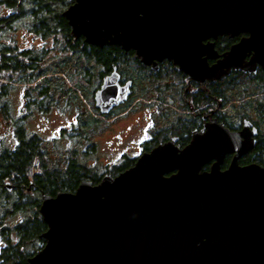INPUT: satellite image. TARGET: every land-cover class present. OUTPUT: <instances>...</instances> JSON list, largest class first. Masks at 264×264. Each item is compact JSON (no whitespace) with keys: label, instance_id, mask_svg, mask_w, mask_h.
Instances as JSON below:
<instances>
[{"label":"water","instance_id":"1","mask_svg":"<svg viewBox=\"0 0 264 264\" xmlns=\"http://www.w3.org/2000/svg\"><path fill=\"white\" fill-rule=\"evenodd\" d=\"M62 16L74 39L132 50L154 70L167 60L199 82L264 71V0H74ZM241 34L209 66L214 41ZM118 82L114 70L94 93L101 114L127 101L131 82ZM250 126L230 132L214 120L182 150L165 144L96 185L44 194V245L27 263L264 264V166L237 163L256 143Z\"/></svg>","mask_w":264,"mask_h":264},{"label":"rangeland","instance_id":"2","mask_svg":"<svg viewBox=\"0 0 264 264\" xmlns=\"http://www.w3.org/2000/svg\"><path fill=\"white\" fill-rule=\"evenodd\" d=\"M67 8L66 4L59 3L55 10L61 13ZM9 13L2 10L0 17ZM30 24L31 20L24 17L12 22L8 29L0 26V48L2 44H13L20 49L46 50L41 67L43 75L27 86L14 84L3 100L7 103L12 118L7 122L0 113V151L15 147L17 137L12 123L18 119L17 125L21 124L25 133L34 136L40 144V156L34 159V165H41V160L44 164L42 166L49 172L59 171L60 174H65L68 160L73 159L74 163H80L90 172L103 177L114 166H120L125 161L135 162L141 153L139 145L146 138L148 118L155 108L149 107L146 100L132 98L128 105L115 109L112 117H100L93 101L95 90L101 81L98 75L100 67L92 61L85 62L78 53L66 50L60 36L32 34L28 30ZM131 62L133 65L129 63L128 67L135 66V61ZM85 67L88 71L83 69ZM4 75L2 74L4 79H0V86L9 83ZM243 83L236 82L235 85L242 86ZM37 85L41 87L36 88ZM42 88L47 95L45 102L38 95ZM262 96L264 97L263 94H243L241 98H237L242 101L236 105L263 98ZM261 131L264 132L263 125ZM34 171L37 169L33 167L32 172ZM29 197L40 199L39 194L33 192L29 193ZM14 203L23 208H15L12 206ZM31 216L32 211L27 208L25 200L19 199L14 188L8 196L0 195V253L7 239L13 242L17 240L14 229ZM26 249L30 250L27 246Z\"/></svg>","mask_w":264,"mask_h":264},{"label":"trees","instance_id":"3","mask_svg":"<svg viewBox=\"0 0 264 264\" xmlns=\"http://www.w3.org/2000/svg\"><path fill=\"white\" fill-rule=\"evenodd\" d=\"M73 2L74 0H0L1 14L2 10L10 12L7 16L1 15L0 26L8 29L12 22L28 17L31 20L30 29L28 30L32 34L44 37L51 35L60 36L64 40L66 50L69 49L70 52L78 53L85 62L90 63L92 61L94 64L99 65L101 70H108L111 65L117 64L124 75L133 77L137 82H141V85L146 84V79L150 78V76H148V72H143V66L136 59L133 51L124 52L118 46H104L99 49L86 44L83 38L74 39L71 36L70 27L62 16L63 11L59 13L55 10V7L59 3H64L69 7ZM231 44L232 42H230L229 38L225 39V37L219 38V41H217V47L220 49L230 47ZM45 53L46 50L44 49L35 51L33 48L20 49L13 44L1 45L0 79L3 78L2 74H5L4 76H6L9 83L0 86V113L7 122H10L12 117L7 103L3 102V100L6 99L9 90L13 88L14 84L27 86L43 75L44 71L41 67ZM131 61H135L134 67L127 66L129 63L133 65ZM83 69L88 71L87 67ZM247 84L245 82L243 83L245 86H239L240 92L238 91L235 95V99H239L241 95L247 93L264 95V74ZM39 86L37 85L36 88H39ZM225 86L231 88L233 82L229 81ZM222 90L221 85L213 87L215 101L216 98L222 96ZM38 95L41 96L43 102L47 101V95L44 93L43 88L40 93L38 92ZM215 101L214 104L216 105ZM195 102L199 106L206 104V93L199 92L195 96ZM238 112L243 113L245 116L249 112H254L258 125L264 126V97L241 104ZM17 121L18 119L12 123V128L17 137L15 147L13 149H1L0 151V195H9L10 191L6 189V183L10 186L9 182H12L14 187L17 185L16 190L20 192L19 199L25 200L27 208L32 211V216L14 229L17 236L16 241L13 242L11 239H7L5 247L1 249L0 253L1 264H28L27 258L36 253L34 249H39L44 245V240L39 236L47 228L38 212L40 200L38 198L32 199L29 197V193L23 189L30 182L34 159L40 156V144L34 136L26 134L21 124L17 125ZM73 161L72 159L68 164V172L75 171ZM248 161L264 166V132L261 131V136L257 140L253 152L245 160V162ZM39 163H42V161L39 160ZM130 163L131 161H125L118 170L120 171L119 173L132 167L135 162ZM78 180L77 175H73V173L68 177L67 174H60L59 171H48L35 176L34 184L44 194L54 196L59 191L68 192L71 189H75ZM20 184L23 186L22 188H19ZM69 188L70 190H68ZM12 206L23 208V206H17L15 203ZM26 246L30 248L29 251H26Z\"/></svg>","mask_w":264,"mask_h":264},{"label":"flooded vegetation","instance_id":"4","mask_svg":"<svg viewBox=\"0 0 264 264\" xmlns=\"http://www.w3.org/2000/svg\"><path fill=\"white\" fill-rule=\"evenodd\" d=\"M244 36L245 34H241L233 38L226 35L218 37L214 41L215 50L218 54V57L211 60L209 59V66L213 65L214 63H216V61L220 60L222 54L228 51L233 44L237 43L239 39ZM222 37H225V39L229 38L230 42H232L230 47L228 46L221 49L217 47V41H219V38ZM248 58L249 57H246L245 60H248ZM140 64L143 66V72H148V76H150V78L146 79V84L141 85V82H137V80H135L133 77L124 75L123 72L120 71L119 66H117V64H113L108 70L100 69L98 75L101 81L97 89L95 90V92L98 91L101 87L103 79L115 70L119 75L118 83L120 86H123L128 81L131 82L130 94L126 102H124L118 107L113 108L107 114H101L100 111L95 108L99 113L100 117H112L115 109L120 108L124 104L128 105L129 102L132 101V98H135V100H146V102H149V107L155 108L148 118L149 125L146 130V138L139 145V152H141L139 156L144 153H149L154 148L170 143L173 145L174 148L182 150L183 148L189 145L194 133L203 134L206 131V125L212 123L214 120L217 122V124H220L224 128L228 129L230 132H240L245 123L249 122L251 124L249 130H256V136L254 137L256 142L260 138L261 124L258 125V120L255 117L254 112H249L246 116L243 113L238 112V108L240 107V105L236 104H238L239 101L242 100L234 98L241 87L235 85V83L247 82L248 84H250L252 81L255 80V78H257L261 74H264V71L260 67L257 68L255 73H244L238 70H232L229 75H227L221 80H206L203 82H199L192 80L188 75L178 70L176 65L167 60L159 62L155 70L152 69L151 66H145L141 62ZM229 81L233 82V86L231 88L225 86L228 84ZM216 85H221L223 90L222 96L220 98H216L215 101L213 87ZM199 92H205L207 97L206 104L200 106L197 105V103L195 102V96ZM214 101L216 102V105L214 104ZM115 117L117 116H113V118ZM255 145L250 152L244 154L238 159V165L243 166L255 163L253 161L245 162V160L253 152ZM86 153L88 152L86 151ZM233 156L234 154L231 153L225 154L223 162L220 166L221 169H225L229 165ZM68 162H70V160H68ZM212 163L213 161L206 164L203 170H208ZM40 164L41 165L39 166H37V164L34 165V168H36L37 171H34L30 174V182L23 189L27 193L33 192L39 194V200L41 203V197L44 195V193L41 192L35 186L34 177L39 176L42 172H48V169L42 166L44 165L43 163ZM74 166L75 171L68 172V166L65 167V171L63 170L64 173L68 175V177L73 173V175H77L79 179L75 189L70 190L69 188L68 190L70 191L68 192H75L78 185L83 180H87L91 182L92 185H96L102 179L100 175H96L94 172H90L84 165L80 163L75 162ZM122 166V164H120V166H114V169L112 171H106L108 175L103 176H117L120 172L118 170ZM171 174L172 173H169L166 176H169ZM11 184L12 183H10L9 191L14 188L19 195L20 192L16 190L17 185L14 187V185ZM22 187L23 186L20 184L19 188Z\"/></svg>","mask_w":264,"mask_h":264}]
</instances>
